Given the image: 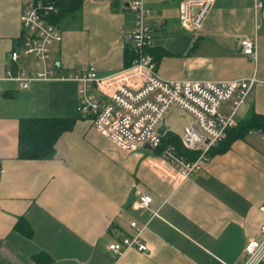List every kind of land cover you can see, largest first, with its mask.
I'll use <instances>...</instances> for the list:
<instances>
[{
    "label": "crops",
    "instance_id": "0c3cea01",
    "mask_svg": "<svg viewBox=\"0 0 264 264\" xmlns=\"http://www.w3.org/2000/svg\"><path fill=\"white\" fill-rule=\"evenodd\" d=\"M30 1L0 0V264H242L264 221V130L250 126L253 115L264 117V6L214 0L190 29L180 22L181 0H145L153 33L148 52L159 76L257 79L226 138L199 169L180 178L159 150L127 151L96 130L76 110L78 82L34 80L24 88L13 79L37 68L31 55L11 57L22 47L19 17ZM78 1L57 22L62 38L50 46L57 73L92 65L103 77L93 91L103 96L139 82L128 70L131 0ZM244 38L255 41L254 55L243 53ZM220 110L230 113V102ZM40 118L74 121L48 139V155H20V122ZM161 125L166 139H180L182 131ZM144 194L152 200L139 206ZM135 235L146 250L107 248Z\"/></svg>",
    "mask_w": 264,
    "mask_h": 264
},
{
    "label": "built area",
    "instance_id": "2783aa9c",
    "mask_svg": "<svg viewBox=\"0 0 264 264\" xmlns=\"http://www.w3.org/2000/svg\"><path fill=\"white\" fill-rule=\"evenodd\" d=\"M214 0H181L180 22L185 28H196L205 18ZM145 0H131L133 27L129 34V50L132 54L128 70L139 80L137 83H122L106 96L93 91L103 80L94 66L90 65L76 74H58L57 67L50 61V46L62 38L57 24L49 20L59 7L55 0H32L20 14L23 30L22 47L13 50L16 60L20 52L35 59L36 70H20L13 77L21 87H27L34 80H72L78 82L76 110L88 115L96 130L120 148L137 150L144 145L158 148L162 134L158 129L165 113L172 107L185 111L191 121L182 128L180 142L184 148L198 150V156L188 160L177 152L173 144L163 147L160 160L172 166L180 178L199 169L209 158V151L221 142L227 130L235 124V113L244 102L256 77L235 78L226 81L210 79H165L155 71L156 61L148 49L153 43V33L147 21L150 13ZM257 6H264V0H255ZM244 54L254 55L256 43L250 38L240 42ZM9 73V72H8ZM11 78L10 73L8 74ZM144 75V76H143ZM146 75V78L143 79ZM230 102V113L220 110L223 102ZM0 166V177L3 174ZM150 195H141L139 206H147ZM264 214V202L260 205ZM135 225V222L131 223ZM260 239H251L245 246L242 264H260L264 261V221L259 225ZM135 247L146 250V244L138 235L125 236L119 242L107 244V248L120 252L123 248Z\"/></svg>",
    "mask_w": 264,
    "mask_h": 264
},
{
    "label": "trees",
    "instance_id": "16d2710c",
    "mask_svg": "<svg viewBox=\"0 0 264 264\" xmlns=\"http://www.w3.org/2000/svg\"><path fill=\"white\" fill-rule=\"evenodd\" d=\"M55 2L59 7V11L49 16V20L54 24H57L60 17L68 11L76 10L79 4L78 0H55ZM250 120L253 122L250 126L264 130L263 116L255 114ZM73 121V118H40L22 120L19 126V154L23 156L38 157L48 155L52 151V146L48 148V139H55L61 131L69 129L72 126ZM228 131L229 129L227 130L226 136L228 135ZM165 137V134L162 135L161 146L155 148L156 150L161 151L163 147L173 144L176 147L177 152L185 156L188 160H193L198 156V150L184 148L180 139H177L172 134L168 139ZM212 151L213 150H210L209 154L212 153ZM19 224L20 221L17 223V226H19ZM260 264H264V261Z\"/></svg>",
    "mask_w": 264,
    "mask_h": 264
},
{
    "label": "rangeland",
    "instance_id": "374dc122",
    "mask_svg": "<svg viewBox=\"0 0 264 264\" xmlns=\"http://www.w3.org/2000/svg\"><path fill=\"white\" fill-rule=\"evenodd\" d=\"M190 119L191 117L185 111L178 107H172L165 113L163 120L170 130L179 134L182 131L183 125L188 123Z\"/></svg>",
    "mask_w": 264,
    "mask_h": 264
},
{
    "label": "water",
    "instance_id": "95a60500",
    "mask_svg": "<svg viewBox=\"0 0 264 264\" xmlns=\"http://www.w3.org/2000/svg\"><path fill=\"white\" fill-rule=\"evenodd\" d=\"M164 130H165V126L164 125H161L159 127V129H158L159 133H161V134H163Z\"/></svg>",
    "mask_w": 264,
    "mask_h": 264
}]
</instances>
